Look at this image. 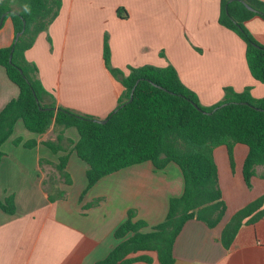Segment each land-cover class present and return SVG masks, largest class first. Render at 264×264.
Returning <instances> with one entry per match:
<instances>
[{
	"label": "crops",
	"instance_id": "0c3cea01",
	"mask_svg": "<svg viewBox=\"0 0 264 264\" xmlns=\"http://www.w3.org/2000/svg\"><path fill=\"white\" fill-rule=\"evenodd\" d=\"M264 2V0H261ZM16 9V6H12ZM123 8L126 17L117 15ZM219 0H61L58 15L41 32L25 60L35 64L37 77L62 107L105 118L117 105L122 87L102 62L104 37L110 50V64L124 74L127 67L172 65L180 81L193 91L199 103L210 106L223 98V88L235 92L250 88L253 98L264 97V84L254 80L244 57V43L217 23ZM123 14V12H121ZM254 39L264 45V19L253 16L244 22ZM14 39L10 18L0 27V49ZM161 52L163 55H161ZM18 95L0 66V110ZM64 136L77 140L74 128ZM35 140L26 149L14 145ZM54 128L44 134L27 131L20 120L2 144L0 160V201L14 197L15 211L0 209V264H94L119 242L114 230L134 210L133 220L147 224L141 231L165 218L168 200L183 190L182 174L174 163L155 170L149 161L131 165L98 180L84 195L87 164L71 147L65 172L71 183L58 180L54 168L64 152L52 153L43 145L54 141ZM247 147L235 144L230 167L224 146L213 150L218 184L225 203L219 223L208 228L197 220L184 223L174 240V264H264V216L253 224H243L229 248L219 242L222 228L234 212L262 196L264 206V166H256L247 188L242 163ZM59 181L49 201L43 182ZM95 199L96 205L86 207ZM150 263L158 264L154 252Z\"/></svg>",
	"mask_w": 264,
	"mask_h": 264
},
{
	"label": "trees",
	"instance_id": "16d2710c",
	"mask_svg": "<svg viewBox=\"0 0 264 264\" xmlns=\"http://www.w3.org/2000/svg\"><path fill=\"white\" fill-rule=\"evenodd\" d=\"M242 2L254 11L248 10ZM60 5L61 0H0V27L4 17H9L15 38L25 23L22 35L16 41L13 39L9 47L0 49V66L18 88L17 97L0 110V160L3 156L1 146L11 136L15 122L20 120L27 131L38 135L44 134L51 126L54 128V141H45L43 145L52 153H65L59 156L54 166L65 184L71 183L65 172L69 147L87 164V184L81 195L104 176L131 165L149 161L155 170L160 171L167 164L174 163L182 174L183 190L179 196L169 198L163 221L150 227L149 232H142L147 224L143 220H133L134 210H128L126 219L113 232L119 242L103 259L94 263H150L148 255L137 253L154 252L158 264H174L173 243L184 223L197 220L213 228L224 214L225 203L218 184L213 150L224 146L233 168L234 145L247 147L241 169L247 188H251L255 167L264 166V97L253 98L250 88L235 92L225 87L220 101L203 106L196 94L180 81L170 64L164 67L129 66L125 74L113 68L104 37L103 66L123 89L115 108L129 99L138 80L131 101L114 113L111 111L103 118L106 119L104 124L95 122L97 118L93 116L55 107L37 77V67L25 60L24 53L32 47L36 37L47 30L58 15ZM117 15L126 17L125 10L118 8ZM253 16L264 19L263 1L219 0L217 23L244 43L248 71L254 80L264 84V45L258 43L244 26V22ZM67 128L76 130L75 142L64 136ZM13 144L31 149L36 142L21 143V139L16 138ZM260 176L264 178V172ZM57 192V197H63V191ZM47 197L49 201L54 200L50 194ZM98 201L95 199L86 207L96 205ZM0 209L7 214L14 213L13 195L0 201ZM263 216V197L260 196L232 214L220 232L219 242L225 249L229 248L243 224H253Z\"/></svg>",
	"mask_w": 264,
	"mask_h": 264
},
{
	"label": "water",
	"instance_id": "95a60500",
	"mask_svg": "<svg viewBox=\"0 0 264 264\" xmlns=\"http://www.w3.org/2000/svg\"><path fill=\"white\" fill-rule=\"evenodd\" d=\"M230 1H232V0H229V2ZM243 3V2H242ZM244 4V6L248 9V10H251V11H254L251 7H249L247 4H245V3H243ZM24 27H25V23L23 22V26H22V29H21V31L20 32H18V33H16V35H15V38H14V41H16L17 40V38L20 36V35H22V33H23V31H24ZM10 58H11V55L9 56V61H10ZM138 83V80L135 82V84H134V86L132 87V89H131V92H130V95H129V99L125 102V103H129L130 101H131V99H132V93H133V90H134V87H135V85ZM36 100V99H35ZM36 102H37V100H36ZM124 103V104H125ZM124 104H122V105H120L119 107H117V108H115L114 110H113V112L112 113H114L115 111H117L120 107H122ZM222 105H225V104H222ZM195 106V105H194ZM196 107V106H195ZM214 110H215V108H214ZM213 110V111H214ZM206 114H210L211 112H205ZM94 121L95 122H97V123H100V124H104L105 122H106V119H103V120H101V119H94Z\"/></svg>",
	"mask_w": 264,
	"mask_h": 264
},
{
	"label": "rangeland",
	"instance_id": "374dc122",
	"mask_svg": "<svg viewBox=\"0 0 264 264\" xmlns=\"http://www.w3.org/2000/svg\"><path fill=\"white\" fill-rule=\"evenodd\" d=\"M161 55H163V53L161 52ZM201 104V103H200ZM202 105V104H201ZM58 180H61L60 178ZM59 181L57 180H51L50 178L48 179V181L43 182V191L45 194H54L55 190H57V186L56 189L53 188L55 186V184L57 185Z\"/></svg>",
	"mask_w": 264,
	"mask_h": 264
}]
</instances>
